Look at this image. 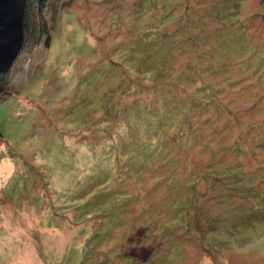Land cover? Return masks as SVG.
Segmentation results:
<instances>
[{
	"label": "rangeland",
	"instance_id": "374dc122",
	"mask_svg": "<svg viewBox=\"0 0 264 264\" xmlns=\"http://www.w3.org/2000/svg\"><path fill=\"white\" fill-rule=\"evenodd\" d=\"M42 15L0 102V264H264V0Z\"/></svg>",
	"mask_w": 264,
	"mask_h": 264
},
{
	"label": "trees",
	"instance_id": "16d2710c",
	"mask_svg": "<svg viewBox=\"0 0 264 264\" xmlns=\"http://www.w3.org/2000/svg\"><path fill=\"white\" fill-rule=\"evenodd\" d=\"M50 1L51 0H27L24 15V44L21 52L39 47L42 39L48 32L47 24L43 19L42 12ZM14 66L15 64L12 65L8 72L0 75V102L7 99L10 94V83L7 77L13 72L12 70L14 69ZM214 89L215 87L212 85L196 88L193 96L191 95L189 98L184 99L183 105H181L180 108L178 106H172L171 111L174 113L171 111L170 113L174 114V119L170 120V123L176 128H178V126L179 128L185 126L190 128L191 124H193L200 115L197 112L198 109L208 110L207 105L211 104L215 98L220 96L222 91H216V89L214 91ZM227 108L230 111L232 110L230 107ZM203 122L209 124L212 120L209 119V117H205ZM160 124L158 130L165 128L168 125V121L164 123L160 122Z\"/></svg>",
	"mask_w": 264,
	"mask_h": 264
},
{
	"label": "water",
	"instance_id": "95a60500",
	"mask_svg": "<svg viewBox=\"0 0 264 264\" xmlns=\"http://www.w3.org/2000/svg\"><path fill=\"white\" fill-rule=\"evenodd\" d=\"M27 0H0V75L10 70L24 44Z\"/></svg>",
	"mask_w": 264,
	"mask_h": 264
}]
</instances>
